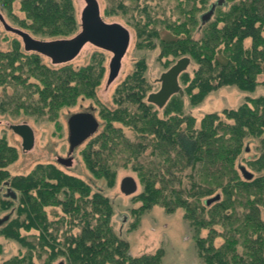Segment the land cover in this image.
<instances>
[{"label":"trees","instance_id":"1","mask_svg":"<svg viewBox=\"0 0 264 264\" xmlns=\"http://www.w3.org/2000/svg\"><path fill=\"white\" fill-rule=\"evenodd\" d=\"M151 1L110 4L126 8L138 30L145 26L150 49L159 41L163 56L172 61L189 58L198 65L193 78L181 74L184 94L193 105L224 86L256 90L264 74V0H223L205 25L201 16L218 0H177L173 15ZM11 6V0H0L12 20L32 34L67 39L76 30L71 0H24L22 19L11 14ZM104 71L100 62L77 71L69 66L51 69L38 54L27 56L19 46L0 51V90L8 101L0 104L1 110L12 117L24 112L55 122L60 110L79 96H95ZM141 78L118 89L116 102L123 109L87 140L82 154L86 167L112 186L117 162L135 163L144 187L141 209L160 206L168 214L182 209L203 264H264V96L248 99L226 117L208 115L197 126L196 119L185 114L180 94L160 113L146 100ZM119 124L133 129V138ZM251 142L259 155L247 163L253 175L248 181L238 161ZM17 159L16 148L0 138V187L9 182L8 189L17 195L11 199L0 193V211H14L18 217L14 221V213L8 214L2 227L27 246L26 264H32L40 245L21 237L20 229L40 230L42 245L51 250L45 264L58 256L64 257V264H161L163 250L130 254L129 243L113 228L108 197L93 193L90 185L55 164H39L28 175L11 177L8 168Z\"/></svg>","mask_w":264,"mask_h":264},{"label":"rangeland","instance_id":"2","mask_svg":"<svg viewBox=\"0 0 264 264\" xmlns=\"http://www.w3.org/2000/svg\"><path fill=\"white\" fill-rule=\"evenodd\" d=\"M11 1V14L16 15L19 19L24 18L25 15L21 10V5L24 0ZM97 1L100 6V15L103 21L107 24H120L128 29L131 35L130 46L122 60L120 73L117 79L109 85V67L113 59V54L90 43L84 46L75 60L66 64L55 65L48 57L38 54L41 63L51 69H60L69 66L77 71L89 65L93 67L100 62L105 67L104 76L94 97L79 96L73 105L65 106L60 110L55 122L50 121L47 116L38 119L37 116L25 115L24 112H21L20 116L12 117L8 113H3L1 110L2 107L0 106V138L6 139L8 144L16 148L18 152L17 161L8 168L10 175L11 177L28 175L39 164H55L63 172L76 176L90 185L93 193L100 192L109 198L113 206L111 220L113 228L122 239L129 243L130 254L133 257L154 255L163 250L164 256L161 264H203L193 238L190 224L184 218V211L182 209H178L172 214H168L160 206H155L147 211L141 209L142 202L139 201V196L143 193L144 187L135 170V163L125 160L117 162L115 167L116 177L112 186L104 178H96L86 167L82 154L87 147L88 141L80 146L72 155L73 166L71 168L66 169L56 164L58 157H68V119L70 116L80 111L92 112L99 121L100 128L98 133H101L109 124L108 121L111 117H114L116 112L123 109L121 105L119 107L117 106L118 103L115 97V94L122 85L133 82L136 78L142 76L143 79L141 78V82L148 90L147 97L149 98L150 95L157 94L161 91L163 75L168 73L179 61H172L170 57L163 56L159 41H155L157 46L150 49L149 44L145 41V26L141 25L139 30L135 28L130 16L132 14L126 8L121 9L116 7V5H111L110 0ZM71 3L75 14L76 30L67 39L32 34L25 29H21L17 22L12 20L13 18L9 15V12L1 7L0 13L9 26L20 29L35 40L44 42L70 40L82 32V17L87 7L85 0H71ZM150 3L152 5H159L163 10H166L168 15L176 13L175 5L177 4V0H155ZM164 34L162 35L164 36ZM199 36V34H196V38ZM248 44L250 45V41ZM17 46L27 56L35 54V52L26 51L22 39L18 35L6 31L0 21V51L10 52ZM197 68L198 65L194 61H190L185 72L190 78H193ZM31 81L34 83L35 80L32 79ZM258 81L260 84L253 92L239 90L236 86H224L207 93L200 104L193 105L190 97L184 94L185 86L181 82L180 75L179 86L183 91V96L181 97L184 99V112L196 119L197 126H200L201 121L208 115L226 117L229 112L238 110L248 99L264 96V74L258 78ZM1 88L3 89V87ZM7 92L10 94L11 90L8 89ZM175 95H179V93ZM4 102L8 101L4 99L2 91L0 90V104ZM154 106L160 113L162 112L161 108L155 104ZM21 124L29 125L34 132L35 144L29 152L23 151L21 137L16 135L11 129L12 125ZM116 125L118 126V124ZM119 125L122 126L126 136L133 138V135H135L133 129L125 125L124 127L121 124ZM255 147L256 143L254 142L247 145L249 151L240 156L238 161L240 167L243 166L251 171L247 163L259 155ZM150 159L148 158V160ZM140 162L141 165L144 164L143 160ZM126 177L134 178L138 184V191L134 195L126 196L121 191V182ZM8 188L9 186H1L0 193L5 195ZM48 211L50 212L51 210L48 209ZM55 211L61 213L59 209ZM10 213H14V211H0V219ZM13 217L14 221L18 219L15 213ZM50 218L53 219L52 216ZM9 229L7 227H0V264H26L23 257L27 246L6 235ZM19 233L23 238H33L40 245L39 248H35L39 251V254L37 251H33L34 257L32 258V264H45L50 262L48 254L51 250L45 244L42 245V241L39 239L40 230L27 231L20 229ZM64 260V257L58 256L51 260V264H59Z\"/></svg>","mask_w":264,"mask_h":264},{"label":"water","instance_id":"3","mask_svg":"<svg viewBox=\"0 0 264 264\" xmlns=\"http://www.w3.org/2000/svg\"><path fill=\"white\" fill-rule=\"evenodd\" d=\"M87 7L82 17V32L70 40H58L52 42H44L33 39L29 34L9 26L0 13V21L6 31L20 36L23 40L25 50L28 52H36L51 59L55 65L66 64L75 60L81 53L84 46L88 43L109 51L113 54L110 63V73L108 84H112L118 77L122 60L125 57L131 41V35L128 29L120 24H107L100 15V6L97 0H85ZM224 5L223 0H218L212 4L208 11L201 16V24L208 23L218 7ZM190 64L189 58H183L173 66L168 73L162 77V89L157 94L149 96V102L155 104L159 108L165 107L168 101L175 94L183 96V91L179 86V77L184 73ZM100 128L99 121L93 113H77L68 119V141L69 153L67 158L58 157L57 164L64 168L73 166L72 155L82 146L88 139L94 136ZM12 131L21 137L24 152H29L35 144V136L32 128L27 124L12 125ZM240 171L244 179L250 181L253 175L243 166ZM9 186V182L5 183ZM121 191L126 196L134 195L138 191V184L132 177H126L121 182ZM7 198H15L16 193L11 189L8 190ZM219 197L206 202L207 205L217 201ZM9 216L0 219V227L8 222ZM59 264H64L63 262Z\"/></svg>","mask_w":264,"mask_h":264},{"label":"flooded vegetation","instance_id":"4","mask_svg":"<svg viewBox=\"0 0 264 264\" xmlns=\"http://www.w3.org/2000/svg\"><path fill=\"white\" fill-rule=\"evenodd\" d=\"M2 15V14H1ZM3 16V15H2ZM4 18V17H3ZM5 20V19H4ZM2 23V22H1ZM16 29V28H15ZM20 30V29H19ZM20 37V36H19ZM21 38V37H20ZM22 39V38H21ZM23 41V40H22ZM109 52V51H108ZM36 53V52H35ZM38 54V53H37ZM39 55H41V54H39ZM78 113H90V111L88 112V111H80V112H78ZM92 113V112H91ZM74 114H77V113H74ZM56 164H57V162H56ZM61 166V165H60ZM63 167V166H62ZM67 169V168H66ZM69 169V168H68ZM6 186V185H5ZM8 190L9 189H7V193L4 195L5 197L8 195ZM7 198V197H6ZM17 198V195H16V197L15 198H11V199H16ZM7 216H11V215H7ZM6 217V216H5ZM10 219V218H9ZM9 221V220H8Z\"/></svg>","mask_w":264,"mask_h":264}]
</instances>
